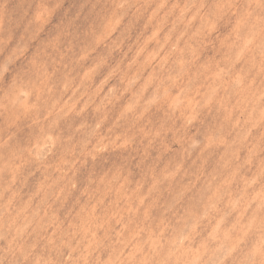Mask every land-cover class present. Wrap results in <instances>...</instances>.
Segmentation results:
<instances>
[{
  "label": "rangeland",
  "instance_id": "374dc122",
  "mask_svg": "<svg viewBox=\"0 0 264 264\" xmlns=\"http://www.w3.org/2000/svg\"><path fill=\"white\" fill-rule=\"evenodd\" d=\"M0 264H264V0H0Z\"/></svg>",
  "mask_w": 264,
  "mask_h": 264
}]
</instances>
